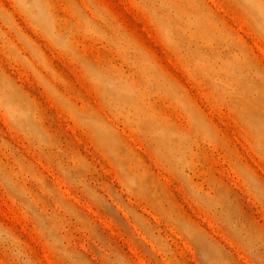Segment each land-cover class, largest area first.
<instances>
[{
    "label": "rangeland",
    "instance_id": "obj_1",
    "mask_svg": "<svg viewBox=\"0 0 264 264\" xmlns=\"http://www.w3.org/2000/svg\"><path fill=\"white\" fill-rule=\"evenodd\" d=\"M0 264H264V0H0Z\"/></svg>",
    "mask_w": 264,
    "mask_h": 264
}]
</instances>
